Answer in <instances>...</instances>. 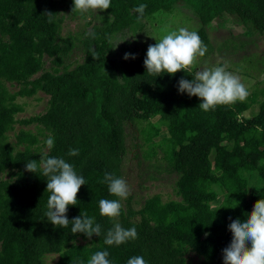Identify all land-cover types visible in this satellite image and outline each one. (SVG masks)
<instances>
[{
    "label": "trees",
    "instance_id": "1",
    "mask_svg": "<svg viewBox=\"0 0 264 264\" xmlns=\"http://www.w3.org/2000/svg\"><path fill=\"white\" fill-rule=\"evenodd\" d=\"M177 2L197 18L195 32L205 55L212 49L206 26L214 19L229 16L248 31H264V0H111L103 10L109 19L66 36L60 34L59 10L78 15L73 0H0V264H88L105 250L110 264H127L134 256L146 264H186L188 253L200 257L199 264H224L222 250L232 240L228 225L247 218L264 198V100L249 92L242 102L205 112L199 107L202 98L178 90L179 80H191L193 72L149 74L144 51L134 59L108 56L114 33ZM140 4L147 7L138 18ZM45 10L54 13L51 23ZM73 48L82 58L71 67L66 58ZM38 92L47 96L44 111L17 119L22 105L16 98ZM254 104V115L241 116ZM154 117L159 125L149 122ZM16 123H33L36 130L18 129L10 142L7 133ZM126 127L135 132L142 158H153L157 145L164 146L161 171L175 175L176 199L162 201L153 194L133 208L132 195L116 197L100 182L106 172L122 177ZM160 130L166 135L154 143ZM49 137L52 148L45 143ZM70 149H78V155H68ZM44 153L65 159L86 182L77 204L68 206L70 222L64 228L46 218L47 177L39 169L26 170L27 162L39 164ZM218 198L220 206L214 205ZM101 199L123 201L120 215L102 216ZM80 214L101 226L99 236L71 232V221ZM116 222L135 227L137 238L106 245V233ZM48 254H56V260L45 262Z\"/></svg>",
    "mask_w": 264,
    "mask_h": 264
},
{
    "label": "clouds",
    "instance_id": "2",
    "mask_svg": "<svg viewBox=\"0 0 264 264\" xmlns=\"http://www.w3.org/2000/svg\"><path fill=\"white\" fill-rule=\"evenodd\" d=\"M110 5L111 0H73L72 11L85 13L90 9L106 10ZM146 7V4H140L135 8L139 13L138 18L143 16ZM44 13L51 23L54 13L48 10ZM130 36L135 39V34H129L119 42ZM206 51L207 48L197 32L180 27L178 30L166 33L154 45L148 46L144 60L146 72L155 76L165 72L174 75L181 70L191 73L198 57H203ZM129 57L134 59L135 55L125 53L124 59ZM178 90L181 93L187 92L189 96L202 98L199 107L205 112L215 109L218 105L242 102L249 95L239 77L226 70V65L196 71L191 80L182 77L178 82ZM45 143L48 148H52L54 140L49 137ZM78 152V149H70L68 155L75 156ZM38 169L47 177L46 190L50 193L46 218L56 227H67L70 222L66 216L68 206L77 204V194L80 187L86 184L85 179L77 175L73 166L65 159L49 157L47 153L41 155L39 164L35 159L26 163V170L36 173ZM100 182L107 183L109 193L116 197L126 199L129 195L128 184L123 178L106 172ZM120 210L119 200L99 201V211L102 216L114 219L120 215ZM71 222L73 234L83 233L91 237L94 233L97 236L101 233V226L94 224V219L87 214H80ZM228 228L232 233V240L229 246L222 250L224 264H264V198L255 202L247 218H237L228 225ZM137 235L135 227L125 229L116 222L107 231L104 243L118 246L136 239ZM108 256L106 250L97 251L91 256L88 264H110ZM127 264H146V261L142 256H134L128 259Z\"/></svg>",
    "mask_w": 264,
    "mask_h": 264
},
{
    "label": "rangeland",
    "instance_id": "3",
    "mask_svg": "<svg viewBox=\"0 0 264 264\" xmlns=\"http://www.w3.org/2000/svg\"><path fill=\"white\" fill-rule=\"evenodd\" d=\"M59 14L63 18L60 29L62 36L89 31L92 26H100L106 17L109 19L107 14L99 9H90L85 13L79 12L74 17L68 16L63 9H60ZM180 27L195 31L199 27V23L188 6L182 2H177L172 5L169 11H157L142 18L138 23L114 33L110 39L111 48L108 56L119 59L124 57L125 53L138 54L140 51L147 53L150 44L154 45L166 33L178 30ZM206 32L212 49L203 57H198L192 69L193 74L205 68L226 65V70L238 76L248 92H254L258 100H264V94H261L264 93V31L262 33L248 31L234 18L224 16L221 20H212L206 26ZM129 34H135V39L130 36L119 42ZM81 58V51L78 48H73L66 58V62L71 63L72 67L76 62L81 61ZM43 59L44 67L48 68V59L45 56ZM7 87L10 91L16 90L15 85L9 86L7 84ZM46 99L47 96L41 92L29 97H17L16 102L22 105V111L16 114V118H26L43 112ZM256 108L257 104L252 105L241 116L254 115ZM149 122L159 125L156 117ZM18 129L35 132L36 126L33 123L26 126L16 123L13 129L7 133V140L13 142V135ZM130 131L129 127L125 128L127 133L125 138L126 152L122 161L121 178L125 179L128 184L129 195H132L130 202L132 207L138 208L144 198L153 194H159L162 201L176 199L177 197L173 194L175 175L161 171L164 164L160 157L164 146L161 144L158 147L157 145L154 157L149 160L144 159L140 155L142 148L135 145L137 141L134 137L135 132L131 133ZM165 135L166 133L160 130L159 135L155 136L152 141L160 144L161 138ZM41 150L45 151L46 146H41ZM212 155L213 151L209 153V156ZM120 203L123 206V201ZM220 203L218 198L214 205L220 206ZM56 258V254H48L44 260L47 263H52ZM200 261L201 258L193 253H188L186 256V264H199Z\"/></svg>",
    "mask_w": 264,
    "mask_h": 264
}]
</instances>
